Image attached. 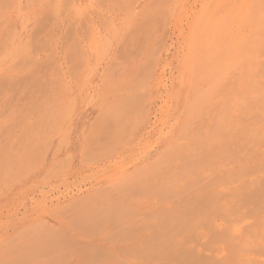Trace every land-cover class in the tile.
I'll return each instance as SVG.
<instances>
[{
	"label": "rangeland",
	"instance_id": "obj_1",
	"mask_svg": "<svg viewBox=\"0 0 264 264\" xmlns=\"http://www.w3.org/2000/svg\"><path fill=\"white\" fill-rule=\"evenodd\" d=\"M0 264H264V0H0Z\"/></svg>",
	"mask_w": 264,
	"mask_h": 264
}]
</instances>
